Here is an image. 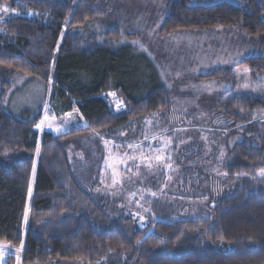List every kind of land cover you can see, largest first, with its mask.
Returning a JSON list of instances; mask_svg holds the SVG:
<instances>
[{
	"label": "trees",
	"instance_id": "16d2710c",
	"mask_svg": "<svg viewBox=\"0 0 264 264\" xmlns=\"http://www.w3.org/2000/svg\"><path fill=\"white\" fill-rule=\"evenodd\" d=\"M189 1H169L160 34L230 26L252 36L264 35V9L257 0L241 7ZM0 4L46 18L12 16L2 22L0 67L45 83L50 78L55 89L51 109L63 116L75 107L86 123L38 135L34 126L41 116L15 118L5 110V92L0 91V242L22 243V264H100L109 253L117 258L116 264L122 260L125 264H264V175L259 176L264 169V120L258 119L264 112L263 96L233 94L221 101L231 119L226 129L246 123L239 128L246 140L226 150L220 163L222 183L213 175L218 164L185 166L177 174L175 183L182 194L205 199V217L181 216L186 210L162 205L159 199L153 200L151 217L144 222L115 216V210L112 215L108 197L99 191L103 144L121 138L132 127L138 129L139 121L153 113L169 109L167 91L156 82L153 64L130 46L82 45L68 33L58 43L65 23L68 28L80 26L99 14L87 0L76 6L59 0H0ZM238 66L264 74L263 57L245 58ZM221 74L216 69L198 79ZM2 86L6 88L5 83ZM110 90L125 103V112L114 113L101 96ZM201 155L199 145H188L179 151L178 163Z\"/></svg>",
	"mask_w": 264,
	"mask_h": 264
},
{
	"label": "rangeland",
	"instance_id": "374dc122",
	"mask_svg": "<svg viewBox=\"0 0 264 264\" xmlns=\"http://www.w3.org/2000/svg\"><path fill=\"white\" fill-rule=\"evenodd\" d=\"M59 1L76 6L80 0ZM87 1L99 14L85 20L80 26L68 28L65 23L58 43L68 33L79 38L82 45L95 42L115 48L130 46L136 54L144 55L153 64L156 82L162 84L169 100L168 110L153 113L139 121L141 124L138 122V129L132 127L123 132L121 138L103 144L105 158L100 171L99 191L110 201L109 212L112 214V210H115V216L144 222L146 217H151L153 200L159 199L162 205H177L181 211L186 210L179 213L181 216L205 217V199L182 194L176 186V177L185 166L209 168L218 164L213 168V175L218 177L219 183L223 182L224 177L218 171L220 163L226 150L246 140L239 130L246 123L226 129L231 119L224 108L225 103L221 101L223 97L233 94L264 97V74H251L247 67L238 66L248 57L264 58V35L252 36L239 27L230 26L160 34L159 28L168 13L170 0ZM217 2L241 7L248 0H190L189 4L209 5ZM257 2L264 9V0ZM3 6L9 7L0 4V8ZM9 9L7 14L0 11V34L3 32L2 22L12 16L46 21L37 12ZM111 32H114L112 36L107 35ZM216 69L223 72L218 78L198 79L199 75ZM4 83L5 89L2 86ZM2 90L5 92V110L18 119L37 114L41 116L55 92L50 78L45 83L37 77L6 67H0ZM51 111L48 112L44 129L36 127L41 123V118L34 126L38 135L44 130L61 133L75 121V109L66 116H60L55 109ZM261 115L258 119L264 120V112ZM131 135L136 138L140 136L141 139L131 140ZM191 144L199 145L202 155L180 165L179 151ZM77 155L80 159L81 154ZM157 155H162L164 160L157 161ZM169 164L171 167H168ZM33 176L32 170L31 191ZM30 197L28 191V215L25 219L24 213V225L29 217ZM4 246H7L5 261L0 260V264H22V243L13 246L0 242V247ZM115 259L109 253L100 264H116ZM122 264H125L123 260Z\"/></svg>",
	"mask_w": 264,
	"mask_h": 264
},
{
	"label": "built area",
	"instance_id": "2783aa9c",
	"mask_svg": "<svg viewBox=\"0 0 264 264\" xmlns=\"http://www.w3.org/2000/svg\"><path fill=\"white\" fill-rule=\"evenodd\" d=\"M109 93H114L115 95H109ZM101 96L105 97L108 100L109 105L111 106L114 113H123L126 111L125 103L122 101V99L117 95L115 91L110 90V91L104 92ZM46 105H47L46 109L42 113L41 119H40V121L42 120L44 121V124L42 125V127L45 126V123H46L45 121L48 119L47 116H48V112H50L51 110V102L47 101ZM45 117H47L46 120H45ZM6 252H7V249L3 252L2 255H0L1 261H5Z\"/></svg>",
	"mask_w": 264,
	"mask_h": 264
},
{
	"label": "snow or ice",
	"instance_id": "6c2138e0",
	"mask_svg": "<svg viewBox=\"0 0 264 264\" xmlns=\"http://www.w3.org/2000/svg\"><path fill=\"white\" fill-rule=\"evenodd\" d=\"M0 11H2L3 13L7 14L10 9L8 6H3L2 8H0ZM11 11H15V10H11ZM109 95H115L114 93H109ZM47 119V117H45V120ZM44 124V121L42 120L41 123L37 124L36 127L37 128H41L42 125ZM37 153L39 154V145L37 146ZM155 159L157 161H163L164 157L162 155H157L155 156ZM151 167V165H149ZM168 167H171V165L169 164ZM35 171V163H33V172ZM260 173L262 175H264V169L260 170ZM29 194H31V185H29ZM27 215H28V210L27 208L25 209V219H27ZM143 219V218H141ZM7 249V246H4L3 248H0V255L3 254V252ZM17 251H19V249H17Z\"/></svg>",
	"mask_w": 264,
	"mask_h": 264
},
{
	"label": "crops",
	"instance_id": "0c3cea01",
	"mask_svg": "<svg viewBox=\"0 0 264 264\" xmlns=\"http://www.w3.org/2000/svg\"><path fill=\"white\" fill-rule=\"evenodd\" d=\"M74 110V109H73ZM71 112V111H70ZM74 112V116H75V121H72V123L70 124V126L71 125H74V124H78V125H80V126H85L86 125V123H85V121L83 120V118L81 117V115L75 110V111H73ZM69 112H67V113H64L63 115L64 116H66L67 114H68ZM68 117V116H67ZM74 122V123H73ZM69 126V127H70ZM55 133V132H54ZM56 134V133H55ZM19 254V253H18Z\"/></svg>",
	"mask_w": 264,
	"mask_h": 264
}]
</instances>
